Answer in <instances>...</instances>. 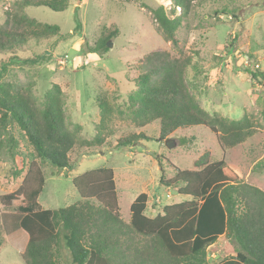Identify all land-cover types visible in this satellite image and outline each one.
<instances>
[{
  "label": "trees",
  "instance_id": "trees-1",
  "mask_svg": "<svg viewBox=\"0 0 264 264\" xmlns=\"http://www.w3.org/2000/svg\"><path fill=\"white\" fill-rule=\"evenodd\" d=\"M205 1L172 0L181 11L174 18L163 6L152 10L159 29L174 47L179 48L176 31L183 17L195 4ZM29 7L61 12L68 4L65 0L18 1L12 11L6 12V20L0 25V54L15 53L33 41L60 33L57 25L31 18L26 12ZM221 12L228 14L224 9ZM80 27L79 22L77 28ZM56 45H52L51 51ZM92 51L106 54L107 40ZM10 60L17 61L18 57ZM136 67L140 71L137 89L123 107L99 98L101 121L93 139L83 137L81 125L67 121L66 94L59 85L53 84L39 102L32 85L4 81L0 73V162H15L18 156L20 144L14 134L15 126L25 133L37 157L57 169H72L70 154L76 148L101 147L115 114L137 128L159 121L160 142L180 128L205 126L215 134L223 152L245 143L261 128L248 114L233 120L208 112L187 78L189 67L197 73L201 71L181 50L179 55L166 50L151 52ZM244 71L252 83L263 82L264 73L260 70ZM144 140L151 139L143 132L130 134L119 139L117 148L133 147ZM194 167L181 170L172 166L173 177L167 180L162 175L160 183L175 188L176 199L150 216L149 195L141 193L130 206L129 222L120 215L111 167L91 169L72 180L79 194L77 202L44 209L39 197L46 179L39 164L32 161L19 188L0 196V204L10 207L14 201H21L19 225L28 234L22 254L25 264H61L58 253L62 250L69 253L70 264H208V248L221 237L233 240L239 248L216 264H264V190L242 182L224 159L212 161L209 151L195 161ZM1 214L0 249L4 243Z\"/></svg>",
  "mask_w": 264,
  "mask_h": 264
},
{
  "label": "rangeland",
  "instance_id": "rangeland-1",
  "mask_svg": "<svg viewBox=\"0 0 264 264\" xmlns=\"http://www.w3.org/2000/svg\"><path fill=\"white\" fill-rule=\"evenodd\" d=\"M18 1L0 0V25L6 20V12L12 11ZM65 1L68 8L61 12L46 7L26 9L31 18L60 27V33L33 41L15 53L0 54V73L4 81L32 85L39 102L53 84L59 85L66 94L67 121L81 125L86 139L95 137L101 121L99 98L123 107L137 89L140 71L136 66L147 54L165 50L174 55H179L181 50L198 66L201 73L189 67L187 78L208 112L233 120L248 114L261 128L245 143L223 152L215 134L205 126L180 128L160 142L159 121L137 128L115 114L108 123V137L101 147L76 148L70 154L72 169H57L37 157L25 133L15 126L14 134L20 144L18 156L15 162H0V196L16 191L30 163L36 161L46 179L39 204L44 209L66 207L79 200L72 183L75 177L98 167H111L120 215L128 222L130 204L141 193L149 195L150 216L173 202L177 190L161 184L162 175L171 179L172 166L194 169L195 161L206 151L211 153L212 161L224 159L242 182L264 190V80L252 83L244 71L248 68L264 73V0H206L195 4L176 31L179 48L166 40L152 14L153 9L163 6L170 17L180 16L181 11L172 0ZM223 9L228 14H223ZM106 40L111 45L106 54L92 51ZM55 43L56 48L51 51ZM13 56L18 60L11 62ZM4 68L7 72L3 73ZM141 132L151 140L117 148L120 138ZM20 205V200L10 207L0 204L4 237L0 264H25L22 254L28 234L19 225ZM238 248L233 240L219 238L208 248V264L235 254ZM58 258L61 264H70L67 251L59 252Z\"/></svg>",
  "mask_w": 264,
  "mask_h": 264
},
{
  "label": "built area",
  "instance_id": "built-area-1",
  "mask_svg": "<svg viewBox=\"0 0 264 264\" xmlns=\"http://www.w3.org/2000/svg\"><path fill=\"white\" fill-rule=\"evenodd\" d=\"M256 67H257V69H259L260 67H259V65H256Z\"/></svg>",
  "mask_w": 264,
  "mask_h": 264
},
{
  "label": "crops",
  "instance_id": "crops-1",
  "mask_svg": "<svg viewBox=\"0 0 264 264\" xmlns=\"http://www.w3.org/2000/svg\"><path fill=\"white\" fill-rule=\"evenodd\" d=\"M132 204V203H131ZM131 204H130V206H131ZM129 209H130V207H129ZM130 218H131V216H130ZM130 220V219H129ZM129 222V221H128Z\"/></svg>",
  "mask_w": 264,
  "mask_h": 264
},
{
  "label": "water",
  "instance_id": "water-1",
  "mask_svg": "<svg viewBox=\"0 0 264 264\" xmlns=\"http://www.w3.org/2000/svg\"><path fill=\"white\" fill-rule=\"evenodd\" d=\"M108 46L111 47L110 43H108Z\"/></svg>",
  "mask_w": 264,
  "mask_h": 264
}]
</instances>
